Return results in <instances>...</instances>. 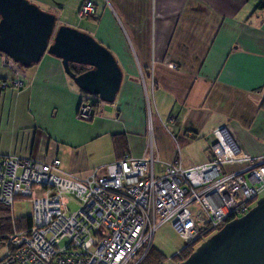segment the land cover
<instances>
[{
  "label": "crops",
  "instance_id": "1",
  "mask_svg": "<svg viewBox=\"0 0 264 264\" xmlns=\"http://www.w3.org/2000/svg\"><path fill=\"white\" fill-rule=\"evenodd\" d=\"M28 1L54 14L57 26L77 28L108 48L123 78L113 109L88 125L77 118L83 92L60 59L44 54L17 75L0 53V156L58 158L62 171L85 179L124 154L157 158L154 146L162 162L180 158L190 167L211 159V132L228 125L247 154L264 157L260 0H91L92 18L77 15L85 0ZM101 136L111 153L99 168L78 174L88 145ZM198 143L206 159L183 161L179 152Z\"/></svg>",
  "mask_w": 264,
  "mask_h": 264
},
{
  "label": "built area",
  "instance_id": "2",
  "mask_svg": "<svg viewBox=\"0 0 264 264\" xmlns=\"http://www.w3.org/2000/svg\"><path fill=\"white\" fill-rule=\"evenodd\" d=\"M77 15L95 17L94 3L85 0ZM5 64L20 74L12 59ZM12 86L22 83L13 80ZM105 105L115 103L83 93L77 118L101 117ZM209 138L206 163L184 167L180 158L164 163L152 154H124L103 174L85 179L62 171L58 158L0 156V204L12 209L20 199L31 203L30 226L5 242L0 264H128L137 256L136 264L151 245L157 220L169 223L185 247L205 241L264 193V157L247 154L228 125ZM69 198L79 203L73 213Z\"/></svg>",
  "mask_w": 264,
  "mask_h": 264
},
{
  "label": "water",
  "instance_id": "3",
  "mask_svg": "<svg viewBox=\"0 0 264 264\" xmlns=\"http://www.w3.org/2000/svg\"><path fill=\"white\" fill-rule=\"evenodd\" d=\"M0 53L22 68L37 64L44 54L54 56L78 89L106 103H114L123 78L108 48L77 28L57 26L54 14L28 0H0ZM71 65L87 69L76 74ZM179 264H264V196Z\"/></svg>",
  "mask_w": 264,
  "mask_h": 264
},
{
  "label": "rangeland",
  "instance_id": "4",
  "mask_svg": "<svg viewBox=\"0 0 264 264\" xmlns=\"http://www.w3.org/2000/svg\"><path fill=\"white\" fill-rule=\"evenodd\" d=\"M22 68V67H21ZM110 109H113L110 105H105L104 109L105 114L108 115V111ZM99 118V117H97ZM96 118H94L92 121H85L78 119L81 122H84L88 125L93 123ZM204 141V140H203ZM89 146L88 151H86V154L79 160L78 162V168L81 173L78 172L80 175H84L85 173H90L89 170L97 169L99 168L101 162L110 154L112 145L110 143V140L108 137L101 136L93 141ZM148 147V146H147ZM151 150L156 154L158 158V154L153 146V149ZM186 150V151H185ZM182 150L179 152L181 159L183 161H191L193 163H200L204 161L210 152H206L205 146L202 143H198L197 145H193L191 147H188L187 149ZM149 152V148H148ZM92 153V154H91ZM186 160H185V159ZM159 160V158H158ZM162 162L161 160H159ZM89 171V172H88ZM245 178H247V174L244 175ZM264 193L259 197H263ZM67 208L69 210V213H73L79 209V203L75 199H68V205ZM10 214L12 218H19L24 219L31 214V203L28 199H20L15 202L12 209H10ZM158 226L155 230V233L153 235V239L151 242L152 248L156 249L166 260L163 264H179L175 262V260L171 259L175 254H177L183 247H185L186 242L181 239V237L178 235V233L171 227V225L167 222L165 223H159L160 221L157 220ZM225 222H223L218 230L224 225ZM15 231H20L17 229H14ZM13 232V233H14ZM64 242L61 244L63 245ZM200 243H196L192 252L195 250L196 247H198ZM191 252V253H192ZM4 254V244L0 245V257ZM190 255V254H189ZM138 257L135 256L128 264H134L137 261ZM182 262V261H181Z\"/></svg>",
  "mask_w": 264,
  "mask_h": 264
},
{
  "label": "trees",
  "instance_id": "5",
  "mask_svg": "<svg viewBox=\"0 0 264 264\" xmlns=\"http://www.w3.org/2000/svg\"><path fill=\"white\" fill-rule=\"evenodd\" d=\"M258 8L264 9V0H260ZM70 68L76 74H80L87 69L84 66L78 65H71ZM30 224L31 219L29 216L24 219H13L10 214V209L0 204V245L5 244V242L13 234L14 229L21 231L28 228ZM194 246L195 244H191L187 247H183L171 259L175 260L177 263L184 261L189 256V254H191ZM165 260L166 259L150 245L145 255L136 264H163Z\"/></svg>",
  "mask_w": 264,
  "mask_h": 264
}]
</instances>
